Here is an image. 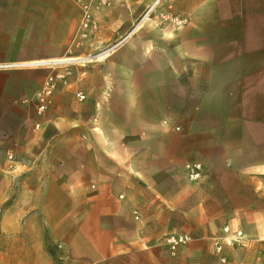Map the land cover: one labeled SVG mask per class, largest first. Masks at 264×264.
Returning <instances> with one entry per match:
<instances>
[{
	"label": "crops",
	"instance_id": "obj_1",
	"mask_svg": "<svg viewBox=\"0 0 264 264\" xmlns=\"http://www.w3.org/2000/svg\"><path fill=\"white\" fill-rule=\"evenodd\" d=\"M112 1L76 45L75 0H0V264H254L264 0ZM153 5L183 23L132 29ZM224 228L245 248L215 254Z\"/></svg>",
	"mask_w": 264,
	"mask_h": 264
},
{
	"label": "built area",
	"instance_id": "obj_2",
	"mask_svg": "<svg viewBox=\"0 0 264 264\" xmlns=\"http://www.w3.org/2000/svg\"><path fill=\"white\" fill-rule=\"evenodd\" d=\"M75 2L80 6L82 11V21L80 26V31L78 34V39L76 45H79L80 41H84L88 39L90 34H93L97 30V24L94 19V14L97 11L108 9L112 6V0H75ZM154 6H151L148 13L144 18L149 17L152 13L155 17V20L158 24L177 27L180 26L183 21L179 19L177 16H174L171 11H163L157 12L154 10ZM54 90L53 80H48L42 95L39 98V107L38 110L40 112H46L50 106V97ZM77 100L82 102L84 100V96L80 93L77 94ZM176 131H179L176 128ZM8 160L12 161V156L8 157ZM186 179L189 182H196L200 179L203 167L200 163H191L186 164L184 167ZM137 220V217H135ZM223 237L213 240V249L217 254H220L225 247L233 246V245H241L244 242V236L241 232H235L233 234L227 228L223 229ZM189 242V238L187 236L175 235L169 236L165 240V244L171 254L177 253V251L185 246Z\"/></svg>",
	"mask_w": 264,
	"mask_h": 264
},
{
	"label": "rangeland",
	"instance_id": "obj_3",
	"mask_svg": "<svg viewBox=\"0 0 264 264\" xmlns=\"http://www.w3.org/2000/svg\"><path fill=\"white\" fill-rule=\"evenodd\" d=\"M151 8V7H150ZM149 8V9H150ZM109 9V8H108ZM149 9L142 15V16H140L139 18H137L136 19V21L137 22H134V26H133V28L132 29H134L143 19H144V17H145V15L148 13V11H149ZM104 10H107V9H104ZM104 10H100V11H97V12H95V14L96 13H98V12H101V11H104ZM150 20H151V18L152 19H154V21L156 22V20H155V17L153 16V14L151 13L150 15H149V17H148ZM92 34H90L89 36H88V38L91 36ZM102 53H105V50H103V52ZM88 60H89V58H87ZM243 244H244V242H243ZM243 244H241V245H233V246H229V247H225V248H245L244 246H243ZM224 248V249H225ZM259 250V253H254V252H252L251 254H249V256L248 257H250V259L252 260V262L254 263V264H264V247H259L258 248ZM223 251V250H222ZM215 252V251H214ZM222 253V252H221ZM220 253V254H221ZM215 254H217L216 252H215ZM220 254H217V255H220ZM253 254H254V258H253Z\"/></svg>",
	"mask_w": 264,
	"mask_h": 264
}]
</instances>
